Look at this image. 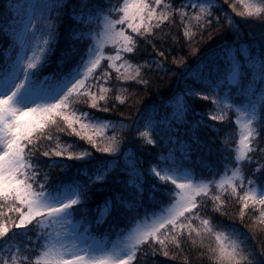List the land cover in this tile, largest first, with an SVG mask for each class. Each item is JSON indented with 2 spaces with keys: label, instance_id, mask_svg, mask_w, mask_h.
Segmentation results:
<instances>
[{
  "label": "snow or ice",
  "instance_id": "1",
  "mask_svg": "<svg viewBox=\"0 0 264 264\" xmlns=\"http://www.w3.org/2000/svg\"><path fill=\"white\" fill-rule=\"evenodd\" d=\"M240 3L245 9L256 7L246 0ZM229 6L236 12L234 3ZM220 7L219 0H181L178 7L165 0H79L76 4L46 0L33 5V14L19 26L0 29L20 49L0 63V241L12 240L17 229L35 236L15 251L5 243L0 264H148L149 255L176 260L187 241L202 248L205 239L213 238L215 246L206 253L208 264H264L246 233L220 221L231 203L238 206L242 221L250 212L264 224V33L258 45L241 47L237 41H225L194 63L174 59L180 73L167 67L170 51L161 50L167 37L157 33L166 24L175 26L178 16V27L183 28L190 55L195 56L200 51L192 47L195 37L213 28V22L219 31L239 36L241 22L225 13V29L223 18L216 15ZM6 8L9 14L19 12L16 0H7ZM70 8L74 26L69 42L60 51L57 71L45 75L48 58L56 51L59 25ZM256 10L264 16V0ZM147 45L152 55L141 63ZM108 51L112 54L106 55ZM102 61L115 69L120 91L130 96L135 93L129 87L150 86L153 72L182 77L183 87L170 97L171 117L163 121L166 140L148 167L134 151H126L137 135L157 144L147 132H140L134 122L117 121L111 128L113 136L102 146L99 130L109 125L98 123L93 113L79 107L103 113L115 110V105L109 107L114 89L106 86L111 83L110 72L96 75ZM236 92L240 99L233 103ZM115 99L124 102L123 96ZM205 101H211L212 107L207 113L197 112ZM232 109L239 114L235 121L239 139L223 140L217 146L221 129L209 122L227 123ZM52 127L59 132L71 129L107 153L97 164L101 174L95 179L69 176L72 166L67 160L83 161L92 154L49 147L60 139L50 133ZM91 128L98 130L95 135L88 134ZM201 128L215 131L211 143L202 140ZM213 150L226 154L225 163L213 171L200 156V166L209 169L208 175H202L192 166V154L207 151L211 156ZM121 156L123 166L118 163ZM105 160H111V166ZM57 169L63 175L54 174ZM97 193L104 194L102 200H96ZM103 225H107L104 234L97 235ZM170 246L177 249L175 254Z\"/></svg>",
  "mask_w": 264,
  "mask_h": 264
},
{
  "label": "trees",
  "instance_id": "2",
  "mask_svg": "<svg viewBox=\"0 0 264 264\" xmlns=\"http://www.w3.org/2000/svg\"><path fill=\"white\" fill-rule=\"evenodd\" d=\"M7 0H0V29L8 28L9 25L19 26L22 20H25L28 15V9L31 3L41 4L45 3L46 0H16V3L19 5V12L12 11L9 14V11L6 8ZM79 0H73V4L78 3ZM149 2H154V0H149ZM181 0H165V3H174L175 6H179ZM247 3L255 5V8L245 9L243 5L240 3V0H228L225 3V0H219V3L222 7L218 8L216 15L221 16L222 24L227 29L228 20L224 16L225 13L231 14L232 17L236 19V21L240 23V32L239 36L236 33L230 30L219 31L218 26L213 22V28L203 33V36L197 35L195 37V41L192 44V47H198L200 49L197 55H190V46L186 39L183 38V28L179 26V17H176V25H165L161 30H157L158 35H165L167 40L163 43L161 50L168 48L170 51L166 52L168 55L167 67L173 69L177 73L182 72V69L178 63H173V60L179 61L181 58L189 60L190 63H194L197 60V57L203 55L204 53L217 49L220 45L227 42L237 41L239 46H243L245 44H251L255 39L260 38L261 34L264 33V16H262L259 11L256 9L259 8L260 0H246ZM236 5V12H233L230 4ZM245 11L251 12L252 15L239 16L238 12ZM71 8L69 12L65 14L63 20L59 25L60 35L58 37V42L55 45L56 51L48 58V67L45 71V75H50L51 73L57 71L58 61L60 56V51L66 46L69 42V32L74 26V21L71 18ZM9 15H11V19H9ZM55 16V14H53ZM131 31L130 29L128 30ZM210 37V38H209ZM177 38H180V42H174ZM158 46H160V42H157ZM106 48L110 49L111 45H106ZM16 53L15 50V42L10 38H4L3 34H0V63L6 62L9 58L14 57ZM112 54L110 51L106 52V55ZM152 55L151 45H147V51L141 53V63L144 60H147ZM103 67L98 69L96 75L99 76L103 71H109L111 76V83L106 85L109 88L114 89L113 92L110 93V96L113 98L109 107L115 105V110L107 113L99 112L96 109H90L85 105H80L82 111H90L93 113L96 121L101 124H108L109 127L106 129L99 130L101 135L98 137L100 139L102 146H106L107 141L113 136V131L111 130L112 125L117 121H125L126 123H133L136 127L139 128L140 132H147L152 139L157 141V144L153 145L147 143L148 137L140 138L138 135L135 140L132 142L131 149L126 151H134L136 156H139L144 162V166L148 167L149 163L153 160L155 154L160 150L162 146V142L166 140V136L164 134V129L166 125L163 123L165 117H171L172 107L170 103V97L172 93L179 91L183 87V80L181 75H173L172 72H168L167 74L164 72H153L151 74V84L149 87H145L144 85H133L129 87L128 91L135 93L134 96L128 95V93H122L120 91V85L116 81V72L115 69H110L107 67L106 61L101 62ZM155 67V66H153ZM95 90V89H93ZM120 95L123 96L124 102L121 103L119 99H115V96ZM232 102H234V97H232ZM211 101H205L200 106L197 107V112L203 111L205 113L208 112L209 108H211ZM233 109L229 112L230 120L226 123L223 121H214L209 122L210 124L216 125L221 129V136L216 137V133L212 128H201L200 136L202 140L205 142L211 143L213 138L215 139V144L218 146L222 143L223 140H227L229 142L238 141V133L237 127L234 122L233 117ZM87 123V121H85ZM64 127V125H61ZM79 130V126L77 125ZM50 133L55 137L59 136V141H53L49 147L56 148L57 146L60 149L64 150H72L77 154L81 151L87 150L92 154V158H85L83 161L81 160H67V155L65 159L67 163L71 165L68 175L75 176L79 174L81 178L87 179L92 178L95 179L97 175L101 174V170L97 168V164L99 162V158L105 157L108 154L98 151L91 144L88 143L86 139L82 140L80 136L75 135V133L71 132V129H68L64 132H59L57 128H50ZM89 135H95L97 133V129L91 128L88 129ZM116 131H120L119 125L116 126ZM179 135L181 138L184 137L183 129L180 130ZM170 147V145L168 146ZM261 155H264L262 153ZM200 156H203L204 159L212 165L213 171H219L221 166L225 163L224 156L226 154H221L213 150L211 156L207 153V151L196 153L195 151L192 154V166L195 170L202 175H208L209 169L203 168L200 166L199 159ZM259 158V157H257ZM59 159V158H58ZM104 164L111 166V160L103 161ZM118 163L123 166L124 157L121 156ZM232 165H228V168L231 169ZM115 170V169H113ZM54 174L63 173L57 169ZM228 175L231 174L229 171ZM223 175V174H222ZM219 179V177H217ZM103 193H97L96 200L100 201L103 199ZM90 207L92 205H89ZM7 209L5 208V212ZM224 211L227 215H221L220 221L224 224H234L244 233H246L248 237V243L255 250V252L264 258V254L261 253V248L264 246V224L259 223L255 217L249 212L246 214L244 220L242 221L239 215L238 206H233V204L229 203ZM13 218H15V214H13ZM197 223H199L197 221ZM107 225L101 226L97 229V234H104V229ZM18 235H16L12 240L8 242L0 241V249L4 248L5 243L11 244L12 251H15L17 247L23 248L27 243L29 238L35 239V236L32 233L24 234L21 230H16ZM215 240L213 239H205L204 247L198 248L196 245H192L191 241H187L183 245V250L178 255L176 260H169L163 256H148L146 260L148 264H151L152 260L157 261V264H208V255L207 250L209 246H215ZM170 250L172 253H176L177 249L175 246H170ZM143 255V254H141Z\"/></svg>",
  "mask_w": 264,
  "mask_h": 264
},
{
  "label": "rangeland",
  "instance_id": "3",
  "mask_svg": "<svg viewBox=\"0 0 264 264\" xmlns=\"http://www.w3.org/2000/svg\"><path fill=\"white\" fill-rule=\"evenodd\" d=\"M33 5H35V3H31V5H30V7H29V9H28V15H27V18L24 20V21H26L27 19H28V17L30 16V15H32L33 14V12H34V9H33ZM38 35H39V33H38ZM261 38V37H260ZM260 38H257V39H255L254 40V42L258 45L259 44V42H260ZM241 47H243V46H241ZM15 50H16V53H15V55L16 54H18L19 53V45H18V43H15ZM233 97H234V102L235 103H238L239 102V99H240V97H239V93L238 92H236V93H234L233 94ZM233 117H234V122L236 121V118L238 117V113L235 111V109H233ZM236 124V123H235ZM236 127H237V133H238V139H239V127H238V125L236 124ZM97 235H99V234H97ZM101 235H103V234H101ZM110 239H112V240H114L115 239V237L114 236H112V237H110Z\"/></svg>",
  "mask_w": 264,
  "mask_h": 264
}]
</instances>
